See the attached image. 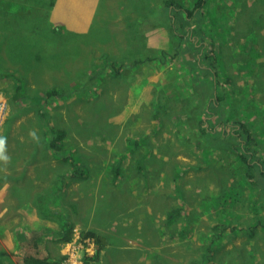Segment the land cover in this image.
Instances as JSON below:
<instances>
[{
	"label": "rangeland",
	"instance_id": "rangeland-1",
	"mask_svg": "<svg viewBox=\"0 0 264 264\" xmlns=\"http://www.w3.org/2000/svg\"><path fill=\"white\" fill-rule=\"evenodd\" d=\"M180 1L191 4L195 0ZM161 5L163 0H0V137L4 138V123L10 117L11 122L34 121L32 125L36 128L25 129L28 132H24L25 136L40 138L50 121L40 117L37 98L51 87L71 93L46 106L53 124L68 126L69 130L81 135L116 131L112 118L130 113L136 104V115L129 117L125 133L119 135L121 139L112 144L104 142L88 146L89 164L98 163L101 172L118 163L123 167L126 165L128 170L134 169L137 162L130 161L129 165L130 159L121 156L134 147L131 140L124 143L125 134L142 136L156 127L159 129L156 133L158 145L154 150L161 159L145 170L149 177L153 176L155 193L147 184L145 189L136 188L132 194L130 190L135 188V183L145 177L143 173L138 177L129 176L127 204L141 201L140 207L150 209L151 217L145 223H151L149 226L157 212L154 206L157 201L186 204L192 211L185 219L191 221L185 224V219L180 217L167 226L162 217L164 214H160L161 203L160 230L166 251H170L166 246L167 241L171 242L170 237L178 238L181 243L187 239L202 240L209 249L193 247L204 250L193 255L192 264H264V232L257 231V228L264 230V187H252L243 176L244 167L237 153L227 143L218 140L219 145L215 144L213 134L206 129L207 124L212 128L216 123L209 110L231 125L250 123L264 158V0H211L204 16L192 21L191 31L184 39L178 36L184 34L178 26L174 28L179 34L171 33V20L160 18L158 8ZM213 40L220 42L218 55L222 71L220 78L208 79L209 83L222 81L217 84L215 93L210 92L207 84L203 88L197 87L190 76L191 67L209 51ZM162 50L168 51L165 61L156 58L154 62L138 67H126L133 56L142 58L149 54L155 57ZM254 59H257L256 63L262 61L263 65H259L263 68L258 66V70L263 72L258 74L252 66ZM18 80H22L21 90H18ZM259 87L263 89L261 94ZM107 88L119 92L118 101L109 99ZM216 94L221 99L218 107L210 105V97H216ZM154 101L156 105L158 102L156 109ZM207 117L211 119L205 123ZM201 120L205 124H201ZM141 121L143 127L137 130ZM221 129L218 126L219 133L223 131ZM149 147L138 142L134 154ZM68 148H72L71 142ZM7 150L5 144V155ZM79 155L83 158L84 154L80 151ZM14 165L16 163L3 167ZM156 168L161 171L154 173ZM166 175L175 177L176 188L180 183L181 186L174 188L171 177V184L167 185ZM80 191L67 192L61 203L62 193L43 194L49 197L45 201L48 206L59 208L57 217L60 221L64 217L68 219L69 214L71 217L72 210L79 219L77 223L72 219V241L62 244L60 254L68 257L66 264H95L100 249L83 230L89 225L80 220L103 221L104 215L108 222L115 211L128 212L122 215L123 219H127V215L134 218V209L128 205L123 209L118 207L119 193L113 191L103 200L97 193L96 209L87 207L84 213L77 212L75 205L86 204ZM32 196L33 193L29 199L18 197L14 207L9 206L0 215V249L15 264H21L20 247L26 243L24 236L34 227L31 223L37 217L39 199L37 194ZM234 199L238 201L234 202ZM146 201L150 205L144 206ZM3 209L4 205L0 212ZM108 209L112 212L107 213ZM19 210L23 212L19 213ZM29 211L31 213L27 214ZM93 212L101 215L93 220L90 216ZM240 213L241 219L237 217ZM204 217L207 219L201 223L195 222ZM48 220V226L57 225ZM238 223L244 232L235 226ZM104 224L95 223L89 227H97L94 229L97 230L98 225ZM103 227L105 235L110 240L116 238V244L122 248L137 246L136 237H140L141 229L136 223L130 221L127 225ZM11 236V240L6 239ZM56 246L51 244L55 252ZM28 251L35 250L28 248ZM112 254L117 264L121 260L134 263L139 259L134 250L123 255H118L117 251ZM98 257H102V251ZM163 259L160 258L161 264H170L168 260L162 262Z\"/></svg>",
	"mask_w": 264,
	"mask_h": 264
},
{
	"label": "crops",
	"instance_id": "crops-1",
	"mask_svg": "<svg viewBox=\"0 0 264 264\" xmlns=\"http://www.w3.org/2000/svg\"><path fill=\"white\" fill-rule=\"evenodd\" d=\"M259 58L260 57H257V59ZM257 63L258 65H263L262 61H259ZM263 66H261L260 68H263ZM258 68H255L258 74L260 72H263L258 70ZM105 90L110 100L114 102L119 100L117 99L119 96L118 91H115V89L108 88ZM259 90L261 94V91L263 90L262 87H259ZM139 97H141L140 94ZM136 110L137 106L136 104H134L130 113H121L119 115L114 116L112 118V122L116 128V131L113 132L106 131L100 132L96 135H81L76 131L69 130L68 126L59 127L65 130L67 133V137L64 141V149H66L67 152H65L64 155L54 153L50 149L49 145L51 141L50 137L47 136V129L40 138L34 136H25V133H28L25 129L28 128V130L32 131L33 128H36L35 125H32L34 121L26 122L18 120L16 122H11V118L8 117L6 122L4 123L5 125L3 124L4 128L2 133L6 140V147L8 148V152L6 155L8 157V160L6 162L0 160V207L4 205V209L0 212V215L4 214L9 206L13 208L14 202L16 199H18V197L26 196V198L29 199L31 198V193H33V196L34 194H37L38 199H40L41 197H48V195L43 194L44 192H60L62 193L61 197L59 198V202L61 203L64 194L66 195L67 192L75 193L79 192L80 190V192H82L81 199L86 201V204L84 205L85 207L83 205H75V207L78 209L77 212L82 211V213H84L83 210H87V207H92L93 209H96L97 193H99L98 198L100 200H103L106 197L107 193H111L113 191L119 193L116 204L118 207L123 209L124 205H128L127 198L129 180L127 177H138L139 175L141 176L142 173L145 177V180L143 179L140 182L138 180L134 185L135 188L131 189L130 192L133 191L132 194H134L136 188H138V190H140L141 188L145 189L148 184L150 187V191L155 193L152 187L153 176L149 177V173H146L145 170H147L153 162L158 163V159H161V155L157 154L154 150L155 146L158 145V136L156 135V133H158L159 129H157L156 127L152 128L146 135L142 136H136L134 134H125L124 143L126 140H131V142L134 144V147L132 149L129 148L130 150H126L121 153V156H123L125 160L130 159L129 165L131 164L130 161L137 162L134 169L128 170L126 168V165L123 167L121 165L122 163H118L113 165L110 170L106 169L105 171L101 172L98 170V163L90 165L88 162V157L86 155L88 151V146L90 145L102 144L104 142H106L107 144H112L114 140L121 139L119 135L125 133L129 117H133L132 115L134 114L136 115ZM22 124H24L25 127H22ZM142 125L143 121H141V124L137 127V130L139 128H142ZM69 132H71L72 135L69 134ZM18 134H20V136H18ZM146 138H149L147 142L145 141ZM32 139L35 140L33 141ZM69 142L72 143L71 149L68 148ZM138 142L141 144L149 145V149L146 150L147 148H145L140 150L138 153L134 154ZM33 144L34 147L32 146ZM80 151H82V153L84 154L83 158L79 155ZM12 163H16V165L10 167H3ZM91 171L93 172V176L89 177ZM127 171H129V173H127ZM160 171V168H156L153 170L154 173H159ZM170 177L173 181V187L176 188L175 177H172L171 175H166V178H168L167 185L171 184L169 182ZM22 193H27L28 195ZM131 197H134V195H131ZM36 200L37 197L35 195L34 201L36 202ZM234 200V202L238 201V199ZM172 201H174V199H172ZM161 203L163 209L160 214H164L162 217H165L164 223H166L165 225L167 226L174 224L175 220H178L180 217H183L185 219L186 215H188L192 211L187 207L186 204H181L177 202L169 203V200L157 201L156 203H154V206L157 207V212L154 213V218L152 219V226H149V224L151 223H147L146 225L145 223L151 217V211L150 209L140 207V201L138 202V204L134 203L130 206L128 205L129 208L134 209V218L127 215V219H123L122 215L127 214L128 212H121L117 210L118 212L115 211L114 217H111L108 222L106 221L104 215H102V218H104L103 221H90V219L80 220V222L86 223V226H90L91 224L94 225L95 223H105L104 225H98V227L100 228H98L97 230H94L97 227H93V229H91L89 226L83 229L86 232H94L97 233L98 236L106 238L105 240L107 242V245L102 251V257L100 258L99 262L96 260L95 264H117V259H115V255L112 254V251H117L118 255H123L133 250L135 251V254L139 256V259L134 263L131 261L121 260L119 264H158V262H160V258H165L162 262L168 260L170 264H192L193 255H195L199 251L204 250L193 249V247L209 249L207 246L205 247L202 240L198 238L194 239V241L187 239L184 240L183 243H181L182 241H178V238L177 240H174L173 237H170L171 242H166V246L168 249H170V251H166L164 247V235L161 234L160 230V218L162 217L161 215H159V210L161 207ZM62 204L69 206L66 203ZM143 205L146 206L150 204L146 201L145 203H143ZM175 206L181 207L182 210L180 214L176 217V219L173 218V222L169 223V213ZM36 207H38V212H36L37 217L33 219L35 221L31 223L34 227L32 229H29L25 234V242L31 244L33 240V235L37 234L38 237H42V245L46 244L53 258L58 257L59 255L62 256L60 252L62 249V244L64 242L61 241V235L55 234L58 230H60L61 225L59 224L56 218L44 215V213L40 210L39 203L36 204ZM52 207L56 209L54 205H52ZM233 208H236L234 204ZM57 210H59V208H57ZM22 212L23 210H19V213ZM111 212L112 210H107V213ZM29 213H31V211H29L27 214ZM76 215L77 213L74 210L71 211V217L70 214L68 215V220L73 226L74 221V223H77L79 221V219L75 217ZM98 215H101V213L96 214L95 212H93L90 216L91 218H93V220H95ZM85 216H88V214H85ZM240 216L241 213L237 215V217L241 219ZM48 219H50L54 223H57V225L50 224L48 226L47 224L50 223ZM72 219L75 220L72 222ZM206 219L207 217L197 218V221L195 220V222L199 224L202 222V220ZM130 221L136 223L139 229H141L140 237H136L137 246H130L131 249L127 247L122 248L120 244H116V238L110 240L105 235L103 226H115L120 224L127 225ZM190 221L191 219H185L184 223L187 224ZM154 224L157 226L153 227ZM235 226L243 230L241 223H238ZM257 231H259V233L264 232V230L261 228H257ZM116 235L121 234H115V236ZM6 239L11 240L12 236L10 239H8L7 237ZM122 242L124 243V245H127L124 241ZM26 243L23 244L26 245ZM51 244L57 245L56 252L51 247ZM181 248H183V250H181ZM204 253L201 255V257L204 255Z\"/></svg>",
	"mask_w": 264,
	"mask_h": 264
},
{
	"label": "trees",
	"instance_id": "trees-1",
	"mask_svg": "<svg viewBox=\"0 0 264 264\" xmlns=\"http://www.w3.org/2000/svg\"><path fill=\"white\" fill-rule=\"evenodd\" d=\"M210 1L211 0H195L191 4H186L180 0H163V5H161L162 7L160 6L161 8H158L160 10V18L165 19L167 17L168 19H170L171 22H169V26L171 33L173 32L174 34H179L174 28V26H178V29L184 33L182 34L181 31L177 30L181 33L178 36L179 38L184 39L191 31L190 26L192 24V21H196L201 16H204V11L207 9ZM199 30L202 29L199 28ZM210 44L211 48L209 49V51L206 53L202 51V54L204 53L203 57L199 60L198 63L194 64L191 67L192 74L190 76L193 80V84H195L197 87L199 85L200 88H203L205 86L204 84H207L210 87V92L213 91V93H215V91L218 90L217 84L221 83L222 81L218 79L215 82L213 81L209 83L208 79L210 77L220 78V75L222 73L221 61L218 55L220 42L217 40H213ZM158 52L159 54L155 57L150 56L149 54L142 58L133 56L131 62L128 63L126 67H138L143 64L154 62L156 58L160 59L161 61H165V56L167 55L168 51L162 50ZM256 61L257 59H254L252 63V66H254V68H258L259 66L257 65ZM197 81H199V83H197ZM18 82V90H21L22 80H18ZM70 94V92H66L65 90L58 87H51L48 88L46 92H44L39 98H37V103L40 105V109H38L40 117L46 119L47 121H50V123L46 124L48 126L47 136L50 137L51 141L49 147L54 153H58L60 155L65 154L64 141L67 137V133L65 130L53 124L46 106L49 103L53 102L55 99H65L69 97ZM220 100L221 99L217 97V94L216 97L211 96L210 105L218 107V103L220 102ZM153 105L156 109L158 106V102L156 105L154 101ZM209 113L210 117H213L216 123L212 128L208 127L207 124L206 129L208 133L211 132L213 134L212 136L216 140L215 144L219 145V143L217 142L218 140L221 141L222 144L227 143L230 149L237 153V158L240 164L244 167L243 176L248 181V183L254 188L264 187V158L260 153L258 139L251 124L242 122L240 124L231 125L228 120L223 119V117H218V113L212 110H209ZM245 114L247 115L246 112ZM210 119L211 118L207 117L205 123H207ZM202 123L205 124L203 120H201V124ZM218 126L222 128L221 130H223L221 133H219L218 131ZM162 165L165 164L162 163ZM179 186H181V183L180 185H177V189L179 188ZM46 200H49V197H41L38 200L40 210L44 213V215L58 219L61 226L60 230H58L55 234L61 235V241H63L64 243L70 242L73 239L74 235L73 225L70 224V221L65 217L63 221H60V218L57 217L59 215V212L52 206H48L45 203ZM181 210L182 208L179 206L173 207L169 213L168 222L172 223L173 218L176 219ZM86 235L92 237L96 241L98 249H100L96 257V260L99 262L100 259H98V256H100L101 251H103V249L107 245V242L105 240L106 238L98 236V234L94 232H88L86 233ZM32 239L33 240L31 244H28V247L24 244L21 247V264H64L65 260L67 259L66 255H59L58 257L53 258L46 244L42 245V237H38L37 234H34ZM28 248H32L35 251H28ZM0 264L15 263L4 251L0 249ZM86 264L89 263L86 262Z\"/></svg>",
	"mask_w": 264,
	"mask_h": 264
},
{
	"label": "clouds",
	"instance_id": "clouds-1",
	"mask_svg": "<svg viewBox=\"0 0 264 264\" xmlns=\"http://www.w3.org/2000/svg\"><path fill=\"white\" fill-rule=\"evenodd\" d=\"M5 144H6L5 138L0 137V160H3L6 162L8 160V157L5 155Z\"/></svg>",
	"mask_w": 264,
	"mask_h": 264
},
{
	"label": "built area",
	"instance_id": "built-area-1",
	"mask_svg": "<svg viewBox=\"0 0 264 264\" xmlns=\"http://www.w3.org/2000/svg\"><path fill=\"white\" fill-rule=\"evenodd\" d=\"M1 115H2V106L0 105V119H1ZM68 258V257H67ZM67 260V259H66ZM64 264H66V261H65V263ZM68 264V263H67ZM74 264H81V263H77V262H75Z\"/></svg>",
	"mask_w": 264,
	"mask_h": 264
},
{
	"label": "bare ground",
	"instance_id": "bare-ground-1",
	"mask_svg": "<svg viewBox=\"0 0 264 264\" xmlns=\"http://www.w3.org/2000/svg\"><path fill=\"white\" fill-rule=\"evenodd\" d=\"M203 65V64H202ZM216 86V85H215ZM188 92L190 93V91L188 90ZM149 98V97H148ZM148 102V101H147Z\"/></svg>",
	"mask_w": 264,
	"mask_h": 264
}]
</instances>
